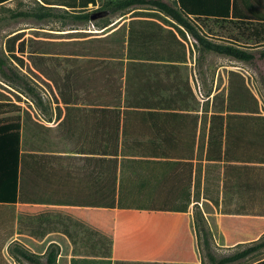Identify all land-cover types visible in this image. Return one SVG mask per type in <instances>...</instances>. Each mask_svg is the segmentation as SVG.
Listing matches in <instances>:
<instances>
[{"label": "crops", "instance_id": "0c3cea01", "mask_svg": "<svg viewBox=\"0 0 264 264\" xmlns=\"http://www.w3.org/2000/svg\"><path fill=\"white\" fill-rule=\"evenodd\" d=\"M259 1L246 0L242 8L264 13ZM130 20L82 32L106 36ZM19 32L0 38V130L17 116L20 136L16 150L3 145L0 132V264H35L19 251L46 264L52 247L58 264H210L195 232L196 214L205 219L217 257L258 246L228 264H264V102L252 68L264 61V49L253 50L252 62L193 44L186 61L86 66L85 96L77 98L75 86L73 100L64 103L42 84L52 98L48 113L38 114L8 92L19 95L10 85L6 50L9 38L17 46L25 42ZM213 54L224 65L214 66ZM103 59L117 60L98 63ZM230 71L246 77L260 113L227 111ZM203 74L213 76L206 81Z\"/></svg>", "mask_w": 264, "mask_h": 264}, {"label": "trees", "instance_id": "16d2710c", "mask_svg": "<svg viewBox=\"0 0 264 264\" xmlns=\"http://www.w3.org/2000/svg\"><path fill=\"white\" fill-rule=\"evenodd\" d=\"M10 1L12 0H0V5ZM40 1L58 3L81 12L78 14L67 12L57 14L54 12L55 7H46L48 9L44 12H19L14 16L35 17L39 20L69 16L81 22H89L93 15L96 19L105 11L114 14L119 11L130 10L135 6H147L144 8L146 10H136L130 14L131 20L128 26L123 24L116 32L106 36H101L105 33L93 34L78 31L66 33L63 35L64 37H61L68 40L75 39L82 43L83 51L64 53L67 56L88 58L87 64L81 68L80 73L82 75L88 69L86 66L97 67L99 58H118L120 61L129 59V64L138 60L142 61L140 64L150 62L149 65H160L162 61H186L187 51H192L194 44L192 40L201 51H212L245 62L255 60L256 56L253 50L257 46L264 45V13L257 10L255 6L252 9L247 8L245 11L242 8V3L246 0H177V6L162 0H110L102 9L94 12H86V10H88L89 5H96L98 0ZM200 23L215 28L217 33L228 35L232 40L216 38L215 35L206 32ZM239 42L258 45L248 46ZM6 50L10 59L41 82L55 99L59 98L64 103H70L73 100L75 90L73 79L68 75H61L56 66L50 62V57L35 53L26 55L25 44L20 42L17 46L15 37L6 41ZM261 57H264V51L261 53ZM94 74H97L96 70ZM8 92L15 99H22L12 90ZM14 108L19 107L14 105ZM227 111L260 113L258 98L249 87L246 77L237 71H230L229 73ZM17 119H19L17 116L11 117V123L3 126L0 130L6 135L3 145L16 150L19 147L20 138ZM195 232L198 241H200V234L202 236L204 250L210 264L235 262L255 251L258 247L253 246L230 256L217 257L211 247L210 232L206 229L202 214L195 216ZM19 253L28 261L41 264L36 255L25 251H19ZM58 254L59 250L55 247L48 250L46 264H58Z\"/></svg>", "mask_w": 264, "mask_h": 264}, {"label": "rangeland", "instance_id": "374dc122", "mask_svg": "<svg viewBox=\"0 0 264 264\" xmlns=\"http://www.w3.org/2000/svg\"><path fill=\"white\" fill-rule=\"evenodd\" d=\"M110 0H99V3L96 7H90L91 9L86 10V12H94L99 9H102L105 4ZM47 6L39 2L38 0H17L11 4L9 8H0V38H5L6 36L14 33L19 32V36H25V47H26V55L30 53H44L53 51L55 56L50 58V62L56 66L59 73L63 76H70L76 86L75 95L77 98H83L84 92L82 91V84L83 81V75L80 73L81 68L84 67V65L87 64L88 58L87 57H73V56H67L64 55V53L70 52V53H76L83 51L82 50V43L77 40H68L63 35L66 33L74 32V31H82V30H93L98 31L99 28L111 23V22H117L121 19H128L130 17V10H126L123 12H118L114 15L111 13L109 14L107 11L102 13V15L95 20V26L93 24H90L86 21H78L71 17H64V18H48L44 20H39L35 17H15L14 14L19 12H44ZM147 8V7H143ZM55 13L57 14H65L66 12L69 14H78L79 10L72 9V8H54ZM192 42L195 45L196 50L198 51L199 46L192 40ZM2 44V41H0V45ZM264 49L263 47H257L254 52L257 54L260 53ZM215 55V54H213ZM99 60L100 65H118L119 67H134L136 64H140L138 62L136 63H130L124 62L118 60ZM201 59V58H200ZM200 59H197L198 61ZM204 59V58H202ZM210 62L214 66H220L224 65V62L222 63L220 60L216 59V55L214 58H209ZM223 61L226 60V58H222ZM92 61V60H91ZM95 61H97L95 59ZM115 61V62H112ZM202 60V65H203ZM199 65L201 63L198 62ZM147 65V64H144ZM9 71L11 73V81L10 85L11 87L16 90L20 97L24 99L26 106L31 107V109L38 114H44L48 113V110L50 109V98H52L51 94L46 90V88L42 85L41 82H39L37 79H35L31 74L28 72H22L12 61H9ZM252 68L255 71V74L253 75L255 78V91L259 95V97L264 102V61L258 58L255 62L252 63ZM18 73V76H17ZM23 73V74H22ZM203 78L208 81V78H210L213 75L209 74H203ZM209 89L208 84L206 85V89ZM208 90L206 92L202 90V94L205 96ZM199 245L201 248V252L203 254V258H207L204 246H203V240L202 236L200 234V241Z\"/></svg>", "mask_w": 264, "mask_h": 264}, {"label": "water", "instance_id": "95a60500", "mask_svg": "<svg viewBox=\"0 0 264 264\" xmlns=\"http://www.w3.org/2000/svg\"><path fill=\"white\" fill-rule=\"evenodd\" d=\"M92 19H95V15L92 16Z\"/></svg>", "mask_w": 264, "mask_h": 264}]
</instances>
